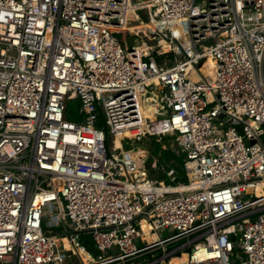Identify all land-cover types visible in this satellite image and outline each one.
<instances>
[{
	"label": "built area",
	"instance_id": "built-area-1",
	"mask_svg": "<svg viewBox=\"0 0 264 264\" xmlns=\"http://www.w3.org/2000/svg\"><path fill=\"white\" fill-rule=\"evenodd\" d=\"M142 12L163 44L150 55L114 36ZM263 56L264 0H0V264H90L82 234L102 264L175 241L165 260L264 264ZM150 135L188 182L125 148ZM143 221L177 234L146 245ZM62 223L70 249L47 231Z\"/></svg>",
	"mask_w": 264,
	"mask_h": 264
},
{
	"label": "rangeland",
	"instance_id": "rangeland-1",
	"mask_svg": "<svg viewBox=\"0 0 264 264\" xmlns=\"http://www.w3.org/2000/svg\"><path fill=\"white\" fill-rule=\"evenodd\" d=\"M142 21H133V22H130L128 28H134V27H139V28H142L141 30L143 31H155V28L153 26H148L151 24V20L149 18V16L146 15V13L142 12ZM145 18L149 19V22L146 23L144 20ZM142 26H145V27H142ZM131 30V29H130ZM140 30V31H141ZM141 31V37H131L129 35H126L124 32L122 33H119V34H115V38H117L123 45L126 44L128 46V48H131V47H135V46H139L140 48L144 49V50H148V53H149V46L148 45H153V43H148V40L145 41V37H144V33H142ZM132 32V31H131ZM133 33V32H132ZM144 37V38H143ZM148 43V44H147ZM146 48V49H145ZM167 59L169 61V65H174V57L171 56V55H167L166 57H164L162 60L164 59ZM155 61H159V59H157L156 57H154ZM161 62V60L159 61ZM196 76L195 73H192V76ZM200 75L202 76H208L210 75L208 72H207V69H203L200 73ZM69 114L70 116L67 118V120L71 121V122H80L82 121V116L80 115L79 111H80V106H81V103L80 101H71L69 102ZM147 113H148V109H147ZM68 115V114H67ZM229 127V125H226L225 128ZM154 139V138H153ZM155 140V139H154ZM109 145H112V142L111 140L109 141ZM159 146L162 148V150L164 151V147H167L169 149V147H171V144L169 142V138H163V140L161 142H159L158 144H156V146H152V142L151 140H143L142 142H137L136 140L134 141L133 143V146H131V143L130 142H127L125 144V148L126 149H131V148H134L136 150L140 149V150H143V151H146L147 152V156H148V161H153L155 160L156 158H160V155L161 153L157 152L156 150L159 148ZM129 147V148H128ZM160 150V151H162ZM142 156L144 157L143 153H139V154H131V156L133 157H139ZM130 156V155H129ZM174 164L171 166L173 167L176 172H177V177L180 179L179 181L182 182V178L185 176V171L183 169V157L181 156H177L176 154L174 155ZM148 161H144L143 162V167L145 168H152V170H154V174L157 175V176H162L163 172L161 169H164V170H167V168L165 169V167L162 165V162H159L158 165L160 166H157L155 164H151L150 162ZM173 163V162H170V164ZM161 168V169H160ZM162 181H164L167 185H175V183L171 182L170 178H168L166 175L163 176L162 178ZM53 207L49 206V208H47V212H48V215H49V218L51 219L53 216L56 215V212L55 210L53 211L52 210ZM70 223L67 222V225H69ZM140 228L141 230H143L144 232H146L147 230H151L150 229V226L146 223H142L140 225ZM48 232H50V234L54 235V234H58L59 236L60 235H67L68 234V231H67V228L63 225V223L61 225H59L57 228L55 229H48L47 230ZM177 234V231L176 230H173V229H161L159 230L158 232H156V236H157V239H156V236L155 235H152L151 237H146L144 238V242L146 244H149V243H152V242H155L157 240H160V239H165V238H169L173 235ZM90 237V236H89ZM91 239V237H90ZM140 241L137 240L136 243L138 245H142L139 243ZM184 241H175V242H170L168 244H166V246H162L160 247L159 249H156V250H153L152 253H153V257H156L158 254L162 253L163 255L166 253V252H172L173 250L179 248L182 244H183ZM118 254V249L117 248H113L109 253H108V256H116ZM138 255L136 256L135 258H133L132 260H125V261H121V262H116V263H112V264H145L144 260H142V257ZM84 260L86 259V261L89 260V256L86 255L84 256ZM162 258V257H161ZM93 259V260H92ZM90 261V264L93 263V264H102L101 261H98L94 258H92ZM95 260V261H94ZM173 260L172 257H169L167 258V260L162 263L160 261H162L161 259L158 260V262H155V264H171V261ZM94 261V262H93ZM153 262V263H154ZM81 263V259L80 257L78 256H71V257H66L65 259V263L64 264H80ZM152 264V263H150ZM181 264H185L184 263H181Z\"/></svg>",
	"mask_w": 264,
	"mask_h": 264
},
{
	"label": "trees",
	"instance_id": "trees-1",
	"mask_svg": "<svg viewBox=\"0 0 264 264\" xmlns=\"http://www.w3.org/2000/svg\"><path fill=\"white\" fill-rule=\"evenodd\" d=\"M146 23H148L149 21H148V19L147 18H145V20H144ZM126 35H129V33L131 32V31H128V30H126V31H123ZM134 35H136L135 33L133 34V35H129V36H131V37H133ZM137 36V35H136ZM167 55H171V56H173L174 57V55L173 54H166L165 56H157V59H159V61L161 60V62H159L160 64L162 63V59L164 58V57H166ZM70 107H69V105L67 106V113L66 114H68L67 115V118L70 116V114H69V109ZM145 139H147V140H151V142H152V146H156V144H157V141L156 140H154L153 139V137L152 136H148V137H146ZM144 139V140H145ZM129 148V147H128ZM160 150H162V148L159 146V148L156 150L157 152H159V153H161V155H160V160H161V162H162V165L165 167V169L167 168V170L168 169H170V168H172L171 166L173 165L172 163L170 164V162H173L174 161V153L172 152V151H167L166 153L162 150V151H160ZM131 154L132 153H130L129 155L131 156ZM143 155H145L144 153H143ZM152 172H153V174H154V170H152ZM177 180L179 181L180 179L177 177ZM182 180V182H188V179H187V177H186V174H185V176L181 179ZM91 237V239H90V237ZM80 241H81V243H82V245H84L86 248H87V251H88V253L89 254H91L94 258H96V259H98L99 258V256H100V253H99V251L95 248V246H94V242H93V240H92V236L90 235V234H82L81 236H80ZM141 248H142V246H141ZM163 256V254L162 253H160V254H158L156 257H153V253H152V251L151 252H144V253H142V260H144V262H145V264H150V263H153L154 261H157V260H159L161 257ZM90 259V258H89Z\"/></svg>",
	"mask_w": 264,
	"mask_h": 264
},
{
	"label": "bare ground",
	"instance_id": "bare-ground-1",
	"mask_svg": "<svg viewBox=\"0 0 264 264\" xmlns=\"http://www.w3.org/2000/svg\"><path fill=\"white\" fill-rule=\"evenodd\" d=\"M128 14V13H127ZM148 26H153L154 28H155V24H153V23H151L150 25H148ZM142 27H145V26H142ZM131 29V30H130ZM142 28H139V27H134V28H123V30H121V32H123V31H126V30H128V31H135V34L138 36V37H141V34L140 33H138V31H140ZM142 33H144V37H145V41L146 40H148V43H153V45H148L149 46V53H148V50H144V49H142V48H140L139 46H137V47H139V49H138V51H139V53L140 54H147V55H150V52L152 51V50H154V49H158V50H160L162 47H163V44H161L159 41H158V38H157V34H156V32L155 31H143ZM136 35H134L133 37H137ZM143 37V38H144ZM142 38V37H141ZM147 43V44H148ZM146 49V48H145ZM205 61L207 62V64L205 65V68L207 69V72L210 74V75H212L213 74V59L210 57V56H205ZM193 78H197L195 75L193 76ZM148 110L150 109L149 107H146ZM146 109V110H147ZM136 133H138V131H133L132 133H131V135H135ZM151 136V135H150ZM143 164V163H142ZM263 188V185H260L259 186V190H258V193H260L261 192V189ZM144 223H146L145 221H143ZM143 222H141V224L143 223ZM140 224V225H141ZM147 224V223H146ZM141 230V229H140ZM149 231L150 230H147L146 231V234H147V236H145L144 238H146V237H151L152 235L149 233ZM60 238H62L63 240H64V243H65V246H66V248H68V249H70V245L68 244V242H67V240H66V238L64 237V235H60ZM145 243V242H144ZM146 244V243H145ZM149 244H151V243H149ZM149 244H146V245H149ZM187 260V255L186 254H183L181 257H180V259H175V260H172L171 261V264H181L182 262H184V261H186ZM85 262H88V261H86V259H85ZM91 264H93V263H91Z\"/></svg>",
	"mask_w": 264,
	"mask_h": 264
},
{
	"label": "water",
	"instance_id": "water-1",
	"mask_svg": "<svg viewBox=\"0 0 264 264\" xmlns=\"http://www.w3.org/2000/svg\"><path fill=\"white\" fill-rule=\"evenodd\" d=\"M129 50H133V47H131V48H128ZM261 78H262V81H263V83H264V56H263V60H262V63H261ZM229 123H232V121H229ZM261 140L263 141V143H264V130L261 132ZM255 143V141H252V144H254ZM69 230V229H68ZM49 234L48 233H46V236H48ZM232 240H235V238L234 237H232ZM162 261H160V262H162V263H164L166 260V258H165V256H163L162 258H160ZM159 259V260H160ZM155 262H158V260L157 261H155ZM155 262L154 263H152V264H155ZM161 263V264H162Z\"/></svg>",
	"mask_w": 264,
	"mask_h": 264
},
{
	"label": "crops",
	"instance_id": "crops-1",
	"mask_svg": "<svg viewBox=\"0 0 264 264\" xmlns=\"http://www.w3.org/2000/svg\"><path fill=\"white\" fill-rule=\"evenodd\" d=\"M147 54H148V53H147ZM156 238H157V237H156ZM152 251H153V250H152ZM147 252H151V251H147ZM140 256H142V254H141ZM140 256H139V257H140ZM175 259H180V258H173V260H175ZM89 260H90V259H89ZM89 260H88V261H89ZM186 261H187V260H186ZM186 261H184V262L186 263ZM184 262H182V263H184Z\"/></svg>",
	"mask_w": 264,
	"mask_h": 264
}]
</instances>
